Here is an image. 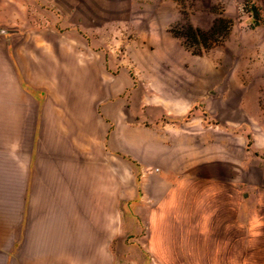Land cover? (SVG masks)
Listing matches in <instances>:
<instances>
[{"label": "crops", "instance_id": "0c3cea01", "mask_svg": "<svg viewBox=\"0 0 264 264\" xmlns=\"http://www.w3.org/2000/svg\"><path fill=\"white\" fill-rule=\"evenodd\" d=\"M251 2L263 12L255 27L263 52L235 58L233 71L244 67L247 78L237 106L243 116L184 117L182 101L169 98V114L179 116H169V154L164 156L158 115L150 107L132 103L127 108L120 98L95 106L92 95L71 103L60 92H48L46 27L26 19L28 5L7 0L6 65L0 75V126L7 151L12 149L4 160L6 197L13 202L18 183L13 142L28 141L22 198L38 206L29 218L33 240L23 264H77L69 254L78 237L86 247L92 243L88 214L109 219L108 165L96 169L92 160L79 163V156L95 155L94 120L104 127L97 155L133 156L143 166L163 168L143 183L148 203L126 197L124 180L113 182L119 189L120 224L112 236L122 242L140 237L155 255L153 261L132 259L131 264H264V0ZM31 157H37L35 163ZM128 250H137L135 244Z\"/></svg>", "mask_w": 264, "mask_h": 264}, {"label": "rangeland", "instance_id": "374dc122", "mask_svg": "<svg viewBox=\"0 0 264 264\" xmlns=\"http://www.w3.org/2000/svg\"><path fill=\"white\" fill-rule=\"evenodd\" d=\"M17 1L19 5L29 6L26 19L29 17L36 26L46 27L47 55L43 59L48 92H60L68 97L66 102L71 103L89 100L92 95L95 106L120 98L125 100L127 108L132 103L150 107L152 113L155 111L158 115L156 127L165 145L164 156L169 154V116H179L169 114V98L170 102L174 101L172 99L182 101L184 117L243 116L237 106H240V91L247 78L244 67L242 71H233L235 58L261 56L258 54L263 52L262 44L255 42L259 35L255 27L262 23L263 12L251 0ZM6 2L0 0L2 76L6 65ZM219 18L224 20L227 34H208L206 42L210 47L201 48L197 53L198 41L187 35L188 27L207 32ZM22 31L16 32L19 36L15 41L20 40ZM1 96L4 94L0 93ZM145 126L153 127V124L146 122ZM92 130L95 155L92 158L79 156V163L92 160L96 169L108 165L111 212L108 220L88 214L87 232L92 243L86 247L78 237V246H74L69 255L76 257L77 264H131L132 259L153 261L155 255L140 237H126L124 246L121 237L112 236L120 224L117 220L119 189L113 182L118 178L124 180L126 197L136 195L148 203L150 196L142 188L143 183L159 172L156 168H163L160 164L143 166L133 156L100 157L97 150L99 146L103 149L99 141L104 127L94 120ZM4 135V126H0V264H23L22 258L29 256L27 248L33 240L29 218L32 208L36 211L38 207H32L28 199L22 198L21 167L23 161L28 162L30 142H13L19 170L14 174L18 183H15L10 203L6 197L4 160L12 149L7 151ZM30 160L35 163L37 157ZM30 170L35 174V169L30 167ZM132 244L137 250H128Z\"/></svg>", "mask_w": 264, "mask_h": 264}, {"label": "trees", "instance_id": "16d2710c", "mask_svg": "<svg viewBox=\"0 0 264 264\" xmlns=\"http://www.w3.org/2000/svg\"><path fill=\"white\" fill-rule=\"evenodd\" d=\"M225 29L226 28H225L224 20L219 18L214 22L212 27L207 32L189 26L188 27L189 32L187 35H189V37H191L194 41H198V46L200 47V49L198 48L197 53H200L201 48L206 49L209 48L211 45L210 43L206 42L208 34L218 36L222 32L223 36H225L227 34V31ZM198 39H200V41Z\"/></svg>", "mask_w": 264, "mask_h": 264}]
</instances>
